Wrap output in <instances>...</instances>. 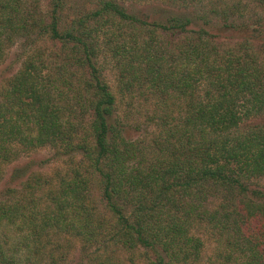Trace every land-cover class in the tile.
<instances>
[{"label":"trees","instance_id":"obj_1","mask_svg":"<svg viewBox=\"0 0 264 264\" xmlns=\"http://www.w3.org/2000/svg\"><path fill=\"white\" fill-rule=\"evenodd\" d=\"M170 1L187 9L202 0ZM38 3L0 0V65L17 40L60 46L51 58L37 48L0 85V182L46 147L74 167L55 185L30 162L14 167L7 180L22 181L2 188L0 264H63L77 247L80 264H195L204 248L196 224L227 239L212 264L238 263L235 248L239 264H264V190L253 186L264 181V61L250 40L264 19L225 23L248 37L224 50L198 25L205 14L160 8L148 21L99 0L64 21L68 0H48L45 11ZM103 53L117 92L153 106L154 145L130 138L136 102L118 108Z\"/></svg>","mask_w":264,"mask_h":264},{"label":"rangeland","instance_id":"obj_2","mask_svg":"<svg viewBox=\"0 0 264 264\" xmlns=\"http://www.w3.org/2000/svg\"><path fill=\"white\" fill-rule=\"evenodd\" d=\"M98 1L99 0H68V5L63 12L64 21L66 19L75 17L77 10L89 12L96 7V3H98ZM117 2L123 3V6L127 7L128 11H136V13H138L141 17L147 18L148 21H152L153 19H161L155 15L160 8H165L166 10L173 12H189L194 17L205 14L204 18L201 19V21H198V25L209 31L211 36H213L212 41H214V44L220 49L224 50L232 48L235 46V44L248 37L246 34L235 33L231 31L230 28H224L225 23L237 24L240 21H245L250 25V27L253 26L256 28L258 19H264V8L253 4L255 2L252 0H202L192 5L190 4V7L187 9H185V7L173 6L170 4L172 3L170 0H117ZM38 5H40L41 9L45 11L48 7V0H39ZM234 5H236V7ZM224 8L228 9L227 14L230 11L235 10L240 13L236 12L234 16L230 17L227 21H224V18L227 17L225 16L227 14L224 12ZM220 13L223 14V16ZM250 40L255 52L259 56L258 59L260 63H262L264 61V34L260 37L257 36V38H252ZM37 48L41 51H44L45 56L51 58L54 54L59 52L60 46L49 40L43 39L39 40L35 45L32 46L27 45L26 41L17 40L15 45L8 51L5 61L0 65V85H2L8 77L19 70L22 65V60L25 59L31 52L37 50ZM100 69L117 97L119 109L123 111L125 109V105L130 102V100H134L136 102L135 107H137V109L133 111L132 115L140 117L136 120H133L132 122L129 121L131 126V130L129 132L130 138L139 140H143L144 138L146 139L145 145H154L152 137H154V139L156 138V136L159 134V128L156 129L157 124L152 125L149 123V117L152 116L153 106L149 103L144 104L141 102L137 98V94H131L127 97L125 94H123V91L120 93L117 92V72L115 71L114 63L110 60L107 53H103L101 56ZM169 104H172L171 101ZM174 109V106L170 107V110H173L174 114H176V109ZM170 110L166 111L170 113ZM145 111H148L149 113H145ZM164 113L165 111L161 112L160 108L156 109L155 107V116H160ZM134 121H136L137 125L139 126L138 130L134 129ZM58 152L59 151L51 147H46L41 150L33 151L29 155L21 156L20 159L7 166L5 168L6 170L4 178L0 182V198L3 197L2 188H4L3 186H5V184L15 188L19 187L22 179L9 182L7 177L10 175L14 167L22 166L27 162H30L32 165L30 168L33 171L32 173H37L34 175H40L43 176L44 179H50L52 180L51 182L53 185H55L62 177H64V174L69 172V170L74 167L73 162H66L65 158L63 159L58 157ZM256 183V187H260L264 190L263 180L255 182L253 186H255ZM92 198L97 204L99 203L100 197L96 189L93 192ZM209 204L212 206V208L213 206L217 205L215 200H210ZM100 212H102L101 208ZM197 225L198 224H196V227L193 228V233L202 240L204 248L203 254L201 256L202 259L200 262L195 264H212L216 262L217 258V263H221L223 259L222 254L224 253L222 251H226V237H220L216 231L208 229L204 225ZM77 250L78 247L76 248L75 253L69 256L68 260L63 262V264H80V256ZM241 255L242 253H240L239 250L235 248L234 258H238V263L236 262V264H239L242 260ZM136 264L144 263L137 261Z\"/></svg>","mask_w":264,"mask_h":264}]
</instances>
